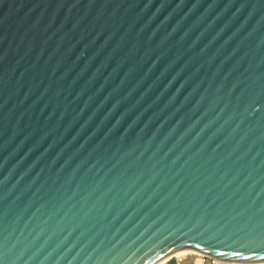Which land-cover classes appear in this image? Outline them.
Here are the masks:
<instances>
[{"label": "water", "instance_id": "1", "mask_svg": "<svg viewBox=\"0 0 264 264\" xmlns=\"http://www.w3.org/2000/svg\"><path fill=\"white\" fill-rule=\"evenodd\" d=\"M183 248L264 263V0H0V264Z\"/></svg>", "mask_w": 264, "mask_h": 264}, {"label": "built area", "instance_id": "2", "mask_svg": "<svg viewBox=\"0 0 264 264\" xmlns=\"http://www.w3.org/2000/svg\"><path fill=\"white\" fill-rule=\"evenodd\" d=\"M178 264H245L237 263L207 254L186 255L178 261ZM261 264V263H256Z\"/></svg>", "mask_w": 264, "mask_h": 264}, {"label": "bare ground", "instance_id": "3", "mask_svg": "<svg viewBox=\"0 0 264 264\" xmlns=\"http://www.w3.org/2000/svg\"><path fill=\"white\" fill-rule=\"evenodd\" d=\"M189 252L196 253V255L204 254V253L208 254L207 252L183 248V249H179L177 251H174V252L168 254L167 256L162 257L155 264H178V261L181 259L180 257L183 256V254L189 253ZM242 263H244V262H242ZM245 264H248V263H245ZM261 264H264V263H261Z\"/></svg>", "mask_w": 264, "mask_h": 264}, {"label": "rangeland", "instance_id": "4", "mask_svg": "<svg viewBox=\"0 0 264 264\" xmlns=\"http://www.w3.org/2000/svg\"><path fill=\"white\" fill-rule=\"evenodd\" d=\"M196 255V253H191V252H189V253H185V254H183V256H181L180 258H183L184 256H186V255Z\"/></svg>", "mask_w": 264, "mask_h": 264}]
</instances>
